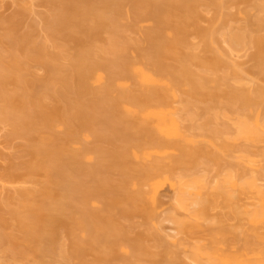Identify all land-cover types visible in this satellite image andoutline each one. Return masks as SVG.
I'll use <instances>...</instances> for the list:
<instances>
[{
  "label": "rangeland",
  "instance_id": "374dc122",
  "mask_svg": "<svg viewBox=\"0 0 264 264\" xmlns=\"http://www.w3.org/2000/svg\"><path fill=\"white\" fill-rule=\"evenodd\" d=\"M89 1L96 6L97 12L108 11L113 8V6L110 8L103 7L104 5L96 0H88V3ZM121 1L120 15H117L115 22L107 21L106 24L104 23L102 27L99 26L100 28L94 32L93 29L97 25L93 18L94 14L91 13L83 23L84 31L79 28L80 30L72 32L74 35H68L66 34L68 31L65 33L62 27L57 26L58 23H55L56 25L52 23L56 19L55 15L57 13L55 12L60 9L58 6L62 5L60 0H0V18L5 20L13 19L12 21L16 22L0 21V48L2 53H7L9 49L14 50L17 57L19 56L25 62L20 71L25 80L33 77L39 79L35 80L34 78V81L31 80L32 84L25 86V81H22L24 84L21 82V85L17 80H14V82L12 79L8 80L10 78H7V81H4L5 84H2L4 88L0 86V95H2L0 96V102H2L4 95L15 96L13 91L16 94L19 92L20 95L25 91V93H29V96H31V93H34L32 94L34 96H42L51 112L54 109V105L73 108L80 100L91 102L93 97L88 91L90 89L96 90L103 86V82L107 79L106 69H98L93 74L88 81L89 90H85L80 86H72L71 83L65 85L59 77L64 74V70L67 71L72 58L79 51H85L92 60H103L108 57L99 51L100 47L103 44L107 45L109 33L111 34L110 30L118 28L120 31L119 36H121L119 38L122 39V41L119 39V42H124L125 45L126 42L128 43L126 45L128 47L123 53H126L133 63V67L155 73L156 77L161 79L162 83L156 85L155 88L166 94L169 102L167 108L172 110V114L177 118L181 130L186 136L192 138V141H187L188 139H184L175 132L160 131L157 128L156 121L153 118H145L142 113L140 118L149 121L159 136L163 140L168 141V144L164 146L145 144L147 134L131 128V136L130 138L127 137L129 140L121 138L116 141L118 144L123 145L127 144V141L130 143L129 163L125 164L126 166H107L110 164V153L108 151L93 152V147H91L97 144L101 147L109 145V142L104 137L102 139L96 133L98 128L103 129L105 126L101 120L103 116L101 117L99 113L97 114L100 118L95 123L90 122L89 124L81 125L79 121H74L72 128L64 121V116L61 117V114L53 111L54 113L51 114L48 122L43 123L40 120L36 124L34 131V127L32 128L31 133L29 132L31 128L28 129V127L14 133L12 131L14 129L13 126L7 123L4 117L0 116V118L2 117L0 119V207L3 210L7 209L6 205L8 204L16 205L21 202L23 199L20 195L21 190L27 193L38 189L42 190V188L49 191L55 189V195L59 197L63 192H71L68 191L70 187H68V190L62 189L59 192L60 187L58 188L54 183L49 182L51 179L48 180L45 173L46 166L43 165L46 160L41 161L43 164L41 163L40 168L35 167L31 171H27L22 166L20 167L23 161L25 164L29 163H26V160L32 161L33 166L34 159L32 160L31 154L28 153L30 152L29 148L27 152V147L30 144L38 142L42 144L40 141L44 139L46 141L47 138L52 136L59 144L64 145L65 154H68L66 157L71 156L75 152L83 154L84 151L82 152L81 150H85V147H91V151H87L90 148L83 155H79L81 156V163L86 169L100 162L102 169L107 170L108 177L115 181L118 180L121 173L130 171L132 179L130 178L131 180H129L127 187L129 191H127L132 193L138 189L142 190L144 202L149 208H152L150 196L153 194L157 206L155 209L152 208L153 215L151 214L149 218L140 212L142 211L140 208H138L140 211L134 209L135 213L131 211L130 214H126L124 213L127 211L124 210L126 209L123 205L124 202H121L122 204L119 203V205L109 206L107 197L103 196L104 198H102L95 193L96 191L94 192L95 195L91 191V198L88 201L89 208L109 214L112 219L114 218L115 221L113 220L110 233L114 234L116 232L117 236L114 239H117V242L114 240L111 245L102 240L87 246L80 242L89 232L83 224H73L74 222H79L80 205L82 203V200L80 201L76 197L75 199L73 198L74 208L71 209L70 217L67 218L64 213V215L60 214V217L66 221L55 223L50 229V233H47V235L52 236V241L35 239L33 244L27 246L29 248L25 247L24 254L20 259L7 258L14 264H32V262L36 264L38 254L36 250H38V247L42 248L41 250L51 247L49 249L51 251L47 250L41 255L43 264H60L61 262L65 264H218L210 261L208 257L196 258L192 250L195 249L196 245L205 247L206 249L204 250H242L248 240L257 242L259 246L257 249L264 250V238L258 239L257 237L264 230L261 227L254 228L242 213L238 214L237 211H234L233 205L236 203L231 208L224 203L223 199H220V197L218 199V195H216L218 204H216L214 209H211L212 217L215 216L216 220L212 219L210 221L208 219V221L206 219L203 223H200V225L207 224L209 226V229H205L199 226V221L192 218L190 212L182 207L178 200L180 180L193 179L199 176H205L211 187L220 183L230 173L241 174L243 179H248L253 173H257L259 182L264 185V139L249 140L240 137L236 125L239 115L234 112L237 110L240 113H245L250 116L251 122L254 121L259 113L261 120H264V74L260 71L257 65L258 62L253 58L257 48L248 41L245 47L234 51L231 50L223 38V33L230 29L236 31L245 30L249 36L263 35L264 11H260L256 6L263 0H216L215 5L210 4L209 0H194L198 14L194 18H189L188 21L187 18L183 17L184 7L171 6L169 10L167 9L163 17L166 20L164 19V23L160 26L164 37L173 42V47H177L176 50L185 54L188 53L189 56H186L185 62L188 61L191 69L196 74L207 73L209 75L200 84L204 89L201 90L200 88L193 93L190 90L191 86L187 78L182 77L179 81H176L172 76V73L174 75L175 72L173 70L170 72L171 69L180 70L183 61L182 54L176 55L173 51L174 53H163L158 57L154 55L162 64L169 66L167 69L170 73L168 70L163 73L155 72L156 69L152 60H150L152 58H147L151 54L147 51H152V48L148 44L146 33L157 28L158 22L149 13H143L142 8L133 4L132 0ZM143 1L151 3L156 0ZM136 7L138 8L136 9ZM52 17H55V19ZM46 18L53 20L48 22ZM180 20L186 21L181 24L182 30L180 31V28L177 31L175 26L179 24ZM257 20L260 23H257ZM194 23L214 32L212 39L210 38L211 40H209V51L203 47L202 36L194 28ZM85 28H87L86 31L93 28L92 33L96 34L93 35L86 32ZM179 31L180 34H183L182 42H177L178 40L174 39ZM24 33H28L30 45H33L32 43L45 44L47 52L34 50L36 55L34 52L30 58H26L20 48L18 50L15 49L20 44L18 41L20 40L19 36ZM51 53L53 55H50ZM211 53H215L220 61L216 62V64L208 65L206 64L207 61L206 63L204 61L205 59L209 60ZM55 54L56 57H53ZM261 55L264 61V49L261 51ZM234 71H237V73ZM99 74L104 76L103 81L97 79ZM44 78H47V80L49 78L50 81L44 82ZM52 78H55L56 81H52ZM23 85L25 88L22 87ZM140 86L138 75L133 71L131 77L119 78L118 84L108 94L110 97H116L124 89H133L136 93L138 92L137 87L140 88ZM26 87L28 88L26 89ZM230 87L235 88L238 92H241V90L251 91L254 88H262L263 91L257 96L256 102L249 106L247 105L246 108H243L245 107L244 105L230 108L227 103V92ZM52 90H57V92L52 94ZM200 91H204V93ZM11 92L13 93L12 95ZM25 95L23 94L24 97H28V95ZM193 102L195 103L194 106L190 105ZM1 105L3 104L0 103ZM126 106H129V104H126ZM126 112V109L122 110L123 114H127ZM216 126H219L224 132L222 139L216 140L210 134L209 130L216 128ZM70 127L72 128L70 134L72 138L68 139L66 133ZM136 144L140 148H136ZM37 160L35 161L38 163L39 161ZM156 161L159 163V174L153 180V182H157L154 188L152 183L140 181L135 170L141 165H151ZM82 165L80 164L81 167ZM35 166H38V164ZM55 177L53 179L56 181L57 178ZM89 180L88 182L92 181L91 179ZM93 182L95 183V179ZM97 184L99 185V183ZM97 184H90L93 191L94 186H98ZM63 188L66 189V187ZM74 192L72 190L70 194L73 196ZM203 193H207V196L212 197L210 189H204ZM9 194L12 196L11 199H8ZM78 196H80V193ZM244 196L243 194L242 200L237 203L239 205L236 204V206L240 207H238V210L243 209L245 206H252V204L248 203V197L244 198ZM251 199L250 201H252ZM142 202H140V205ZM77 204L80 205L78 206ZM68 211L70 210L68 209ZM8 214L7 212L5 213L8 225L7 227L0 226V234L2 230L7 234H11L13 245L18 246V244L24 243L25 236L17 227H14V220ZM173 217L178 221L186 222L189 229L187 227L186 229L179 228ZM116 223L118 224V230L123 226V228L126 227L127 235L130 233L128 236L125 235L127 238H123L122 236L124 235L119 233L117 227H115ZM134 234L137 236H134ZM130 235H133L134 238L138 237L136 243L141 245L142 248H139L136 244L132 245L131 241H128ZM131 245L135 247L133 248ZM136 247L141 252L137 251L138 248ZM76 248H81L82 254H74L72 251L76 250ZM143 250H145L144 253H142ZM134 251L137 252L136 255ZM63 252L64 254H69L66 255L68 257L65 260L61 256ZM104 253L106 258L103 256ZM7 258L5 259L8 260ZM97 258H100L101 261L97 260ZM0 260L2 261V258ZM4 263L7 264V261Z\"/></svg>",
  "mask_w": 264,
  "mask_h": 264
},
{
  "label": "bare ground",
  "instance_id": "6f19581e",
  "mask_svg": "<svg viewBox=\"0 0 264 264\" xmlns=\"http://www.w3.org/2000/svg\"><path fill=\"white\" fill-rule=\"evenodd\" d=\"M96 1L104 5L103 7L110 8L111 6H113V8L108 11L97 12L95 8L96 6L90 1L88 3V0L87 1L60 0L62 5L58 6L60 7V9H57V12H55L57 13V15H55L56 19L55 17H52L55 19V20L52 19L53 21L51 19H47V18L46 19L48 20V22L52 21L53 24L58 23L57 26L62 27L65 30V31L63 30V32L66 33V31H68L66 34L74 35V33L72 32L77 31L79 28L84 31L83 23L86 20V18L91 13H93L94 14L93 18L95 19V23L97 25V26L95 25L96 28L94 29L90 28L87 31H86L87 28H85L86 32L93 34L92 33L93 30L94 32H96L97 31L96 29L102 27V25H104V23L106 24L107 21H112V23L115 22V18L117 17V15L118 14L120 15L121 4H122L121 0H96ZM132 1L133 4L142 8L143 13L145 12L149 13L150 15L155 17V19L158 22L157 28L151 30L150 32L148 31L146 33L148 44L152 48V51L150 50L147 51L149 54L151 53L150 57L149 55L146 56L147 58H152L150 60H152V63L156 69L155 72L158 73L167 72L168 70L167 68L169 67L164 63L162 64L159 59H156V57H158L163 53L171 54L175 52L176 55L182 54V59H183L182 66H180L181 67L180 70L171 69L170 72L172 70L175 72L174 75L172 73V76L176 81H179L180 78L182 77L187 78L188 82L190 83L191 86L190 90L192 93L198 91V89L200 88L201 90H203L204 88H202L200 84H202V82L209 75L207 73L196 74L191 69L188 61L185 62L186 56H189L188 53L185 54L179 50H176L177 47L176 46H175L176 48L173 47L174 46L173 42L169 41L164 37L162 30L160 28L161 24L164 23L163 21L165 19L163 18L164 13L167 12V9L169 10V7L171 6L184 7L185 12L183 17H185V19L187 18V21L189 20V18L191 19L197 16L198 10L194 0H156V1H152L151 3L150 2L145 3L143 0H132ZM209 2L212 5L216 4V0H209ZM256 6L260 11H264V0L256 4ZM138 7H136V9ZM93 10H95L96 13H94L95 11ZM12 20L13 19L5 20L4 18H0V21H4L8 23L10 22L16 23L15 21ZM185 21L186 20H180L178 22L179 24L175 26L176 27L175 29L178 31L181 28L180 29L181 31L182 30L181 24L184 23ZM257 23H260L259 20H257ZM194 28L202 36L203 47L206 48L207 51H209L210 50V48L208 49L209 40L212 39L213 37L212 34L214 32L212 30H207L206 28L204 29L195 23H194ZM110 31L111 34L109 33L108 36L109 41L106 42L107 45L103 44L99 50L102 54L108 57H106L103 60H92L90 59V55L87 54L85 51L82 52L79 51L76 54V56L72 58V62L70 63L67 71L64 70V74H61L59 77V79L65 85L71 83L72 86L75 87L80 86L85 90H89L88 81L93 76V74L98 69H102V68L106 69L107 79H105V81L103 82L104 83L103 86H101L99 89L96 90L90 89L88 91V93L92 94L93 97L92 101L87 102L84 100H80L75 106H73V108L72 107L65 108L64 106L54 105V109L52 108L53 110L51 112V109L47 107V105L44 102V98H42V96L32 95L34 93H31V96H29V93L27 94L25 93V91L22 92L20 95L19 92L18 94H16L13 91L15 96L12 95L13 93L11 92L12 96L4 95V97H2V102L0 103H2L3 105H1L2 107L0 106V116L4 117L7 123H10L13 126L14 129L12 131H14V133L19 132L20 129L23 130L25 127L26 128L28 127V129L31 128L29 130V132L31 133L32 128L34 127L33 128L34 131L36 128V124L39 123L40 120H41L40 122L43 123L48 122L49 117L51 116L52 113H54L53 111H55L57 114H61V117L64 116V121L67 123L68 126L70 125L72 128H73L72 123L74 121H79L81 125L89 124L90 122L95 123L100 118V116L97 114L99 113L101 117L103 116L101 120L103 122L102 124H104L105 126L103 129L98 128L96 130L97 131L96 133L100 138L103 139L104 137V139L109 142V143L107 142L109 145L107 147H101L99 146V144H97L98 146L97 145L91 146L93 147V150L91 147H90L91 149L85 147V150H81V151L82 152L84 151V153L86 152L87 149H90L87 151L92 150L93 152L108 151V153H110L109 155L111 156H109L110 162L108 161L110 164H108L107 166H112V165L126 166L129 163L128 154L130 152V148H129L130 143H128L127 141V144L123 145V144H118L116 141L121 138L123 139L126 138L125 140L130 138L131 128H135L138 132H145L147 134L145 139L146 140L145 144H150L152 146H164L168 144V141L163 140L159 136V134L154 130L153 126L149 121L140 118L142 113L145 118H153L156 121L157 128L160 131L169 132V133L175 132L184 139H188L187 141H190L192 139L184 134V132L180 128L177 118L172 114V110L167 108L169 106V102L166 94L163 91L155 88L156 85H160L162 83L161 79H158L155 73L147 72L142 68L133 67L132 65L133 63L130 61L126 53L125 54L123 53L126 51V47H128L126 45L128 43L126 42L125 45L124 42L121 43L119 42L121 36H119L120 31L118 28L117 29L113 28V30ZM180 31L178 32L179 34L177 33L174 38L176 39V41L178 40L177 42H182L183 39L182 38L183 34L182 33L180 34ZM24 34L19 36L20 40L18 41L20 44H18L19 45V46L17 45L18 48L16 47L15 49L18 50L20 48L21 52L23 53V55H25L26 58H30L35 51L47 52V47H45L46 46L45 44L32 43L33 45H30L29 43L30 39L28 33H24ZM223 38L228 43L231 50L234 51L239 50L241 47H245L248 41H250L253 45H255V47L257 48V52L253 54V58H255V60L258 62L257 65L260 71L264 74V61L261 55V51L264 49V34L249 36L248 32L245 30L236 31L230 29L227 32L223 33ZM120 40L122 41V39ZM50 55H53V53H51ZM87 55H89L88 56L89 58L87 57ZM154 55H156V57ZM211 55L209 60L206 59L205 61L203 60L205 63L207 61L206 64L213 65L216 64V62L220 61L219 57L216 56L215 53H211ZM53 57H56V54ZM23 63L25 62L19 56L17 57L16 53H14V50L12 51L9 49L7 53H2V50L0 48V86L3 87V85L5 84L4 81L5 80L7 81V78H10L8 80L12 79V81L17 80L19 83L25 81L24 82L25 84L22 82L25 86H28V84L30 83L32 84L34 78L35 80L38 79L36 77H33L32 79L25 80V78L22 76L20 72L21 68H23L24 66ZM25 68H27V66H25ZM133 71L137 73L141 85L140 88L137 87L138 92L135 93V90L133 89H127V90L124 89L123 91L118 93L119 94L118 96L110 97L108 93L110 92L111 89L115 87L116 84H118V79L124 77H131L133 75ZM234 72L237 73V71ZM97 79L103 81L104 76L102 74H99ZM43 81L44 82L50 81V79L48 78L47 80V78L46 79L44 78ZM52 81H56V79L52 78ZM24 85L22 87L25 88ZM27 88L28 87H26V89ZM262 91H263L262 88H254L251 91L241 90V92H238L235 88L230 87L229 91L227 92L228 94L227 103L230 108H234L237 105H241V106L244 105L245 107L243 108H246L247 105L249 106L250 104L256 102L257 96H259L262 93ZM53 92L55 94L57 90L56 91L52 90V94ZM200 92L204 93V91H200ZM23 94L28 95V97L26 95H25L26 97H24ZM49 95L51 94L49 93ZM21 96L23 97L21 98ZM126 104H129V106H126ZM194 104H195L194 102L190 103V105L192 106H194ZM123 109H126L127 114L122 113ZM234 112L238 113L239 115V118L236 120V125L238 127V132L240 137H244L249 140L264 139V120L263 121L261 120L259 113L257 114L254 121L251 122L252 120H250V116L246 115L245 113H240L237 110H235ZM71 127L69 128V130L70 129L71 130L70 131L68 130V132L66 133V137H68V139L72 138V135H70L72 131ZM209 131L210 134L214 138H216V140L222 139L224 132L219 126H216V128L210 129ZM42 141H40V143L42 144H39L38 142V143L30 144L27 147V149L28 148L30 149V152H28L29 149L27 150V152L31 154L32 160L34 159L33 166L31 163L32 161L30 162L29 160H26V163L27 162L29 163L25 164V162L23 161V163L21 162L23 165L21 164L20 167L22 166L27 171H31L32 168L35 167L40 168L41 163L43 164V162L41 161L46 160L44 161L45 163L43 164L46 166V169L44 168L45 166L41 168L45 169V173L47 175L48 180L51 179V181L49 182H51L52 184L54 183L56 186H58V188L60 187L58 190L59 192H61L60 190L62 189L68 190V187H70L71 189V190L69 189L68 191L71 192L69 193L63 192L59 197L55 195L56 193L55 189L49 191V190H45V188H42V190L38 189L36 191L27 192V193L26 191L21 190L20 195L24 199V200L22 199L23 201L21 200V202L16 205H9V204L6 205L7 206L6 210H3L0 207V226L7 227L8 220L6 219L5 216V213L7 212L10 214V217H12L14 220V224H13L14 227H17L21 232H23L25 236L24 243L22 242V244H24L25 246L24 245L21 246L22 244L20 245L18 244V246H14L13 245L14 242H12L11 234H7L6 232H3L4 230H2L3 234L2 232L0 234V254H1L0 259L2 258V261L0 260V262L2 263L0 264H5L4 262L6 261L7 264H12V263L14 264V262H10L9 259L11 258H15L14 260L20 259V257H22L24 254L23 251L25 247L33 244L35 239L36 240L44 239V241L46 240L52 241L53 240L52 236L47 235V233H50V229H52V226H54L55 223L66 221L65 219L60 217V214L62 215L64 213L67 218L70 217L71 214L70 212L72 211L71 209L74 208L73 198L75 199L76 197H78L80 201L82 200V203L81 205L79 204L80 205L79 222L78 223L74 222L73 224H77V225L83 224V226L89 232L90 236L89 234L85 235L86 237L80 241L82 244H85L86 246L102 240L111 245L114 243V240L115 242H117L116 241L117 239H114L117 236L116 232L114 233L115 235L113 233H110V231L112 230L110 228L112 227L114 218L112 219L111 215L109 214L107 215L100 211L92 210L89 208L88 201L91 198L90 194L92 192L94 195L95 193H97L102 198H104L103 196L107 197V199L109 200L107 204L109 206L116 204L119 205V203L124 202L123 205L124 207H126V209L124 210H127L124 213L126 214H130L131 211L135 213L137 210H139L138 208H140V210L142 211L140 210L139 211L142 214L144 213V216H147L149 218L151 217V214L153 215L152 208L155 209L157 207L155 202V197L153 194L150 196L152 208H149L148 205H146V203L144 202V193L142 190L138 189L132 193L128 192L129 190L127 187L130 182L129 180L132 179L131 178L132 174H130L131 173L130 171L129 172L124 171L123 173H121L120 177L116 181L111 180V178H109L107 175L106 172L107 170L102 169L100 162L86 169L85 167H83L80 160L81 156L79 155H81L82 153L79 154L75 152L71 156L66 157L68 154H65L66 149L64 145L59 144L56 141V139L53 138V136L47 138L46 141L45 139ZM212 143L214 144V142ZM137 145L138 144H136V148H140L138 147L139 145L138 146ZM140 146L142 147V145ZM97 154L99 155V153ZM35 160L39 161L40 163L39 162L37 163ZM35 162L38 164V166H35L37 165ZM30 163L31 165H29ZM80 164L82 165V167L80 166ZM158 166L159 163L157 161L153 162L151 165H146V164L141 165L139 166V168L135 170L137 171L136 175H138L140 181L144 183L150 182L152 183V186L155 188L157 182H153V180L159 174ZM10 175H12V173H10ZM54 176H56L55 178H57L56 181L55 179H53ZM89 179H91L92 181L88 182ZM94 179L96 184L99 183V185L97 184L99 187L95 185L93 191V189H91L92 186L90 184L93 185L95 184L93 182ZM63 187H66V189ZM179 188L180 190H179L178 200L180 205L186 208L190 212V216L192 218L199 221L198 224L202 228L204 227L205 229L207 228L209 229V226H207V224L200 225V223H203V221H205L206 219L207 220L210 219V221H212V219L216 220L215 216L212 217L211 209H214L216 207V204H218L216 200L218 201L219 197L220 199H223L226 205L232 208L233 204L235 203L237 204L242 200V195L244 194L245 195L244 198L245 197L246 198L248 197L250 199L252 198L251 199L252 201H250V199L247 198L248 203L252 204V206L251 207L245 206L243 209L238 210L239 206H236L235 204L233 205L234 211H237L238 214L242 213V215H244L249 220V222L254 228L261 227L264 230V185H262L259 182V176L257 173H253L248 179H243L241 174L239 175L235 173H230L226 175L224 179L220 181V183H218L217 185L216 184L212 185L211 187L205 176H199L187 180L182 179L179 182ZM204 189L206 190L210 189L212 192V197L207 196L208 195L207 193L204 194L203 193ZM72 190L75 191L73 196L72 194H70L72 193ZM78 191L81 197L78 196L79 194ZM216 195H218L217 196L218 199H216ZM11 198L12 196L11 194H9L8 199ZM140 202H142L141 205ZM67 208L70 211H68ZM134 209H136V211ZM173 220L177 222L179 228L186 229L187 227L186 222L178 221L174 217ZM117 225L118 224L116 223L115 227H117L118 230ZM123 227L118 231L119 233L124 235L122 237L125 238L126 237L125 235H127V230H125L126 227L125 228ZM187 229L189 228L187 227ZM135 235L136 234H134V236ZM134 236L130 235V238L131 237L133 238L130 239L128 237V241H131L132 245L136 244L140 248L141 245H138L136 243L138 237L134 238ZM257 237L258 239L264 238V232L258 234ZM89 240L92 242H90ZM257 247H259L257 245V242L248 240L245 247L242 250H216V249L204 250L206 249L205 247L201 245L200 246L196 245L195 249L192 250V253L196 258L208 257L210 261H213L214 263L216 262L218 264H264V256H263L264 250L257 249ZM81 248H76V250H73L72 252L76 255H80L82 254L81 253L82 250H80ZM139 248L137 251L141 252ZM41 249L42 248L38 247V250H36L38 252L36 258V264H43L41 255H43L45 251L51 249V247H47L46 249L44 248V250ZM64 252L62 253L63 255L61 256L65 260L68 257L66 255L69 254L68 253L64 254ZM134 252L136 255L137 252L136 251ZM144 252L145 250L142 251V253ZM105 253L103 256H105ZM5 258H7L8 260H6ZM104 258H106V256ZM98 259L99 261H101L100 258H97V260ZM62 263L63 262H61L60 264Z\"/></svg>",
  "mask_w": 264,
  "mask_h": 264
}]
</instances>
